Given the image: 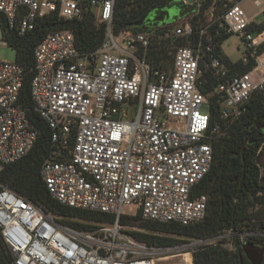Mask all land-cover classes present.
I'll return each mask as SVG.
<instances>
[{
	"label": "built area",
	"instance_id": "2783aa9c",
	"mask_svg": "<svg viewBox=\"0 0 264 264\" xmlns=\"http://www.w3.org/2000/svg\"><path fill=\"white\" fill-rule=\"evenodd\" d=\"M244 1H225L197 28L177 19L144 33L114 34L116 0H0V13L19 36L49 14L81 20L93 9L107 25L102 46L90 55L80 53L70 29L39 43L31 100L52 131L54 151L40 169L51 197L115 222L74 229L0 182V231L14 264H161L178 257L187 263L202 247L235 251L237 238L243 244L264 238L228 229L149 246L120 225L128 206L161 224L189 226L206 217L208 197L194 191L212 168L211 140L222 135L220 125H211L212 98L223 121L241 119L253 101L264 110V22L245 12ZM250 1L264 17V0ZM222 35L240 39L241 61L255 62L249 71L232 72L216 53ZM24 80L23 65L0 59V178L38 138L20 102ZM263 149L264 143L258 153Z\"/></svg>",
	"mask_w": 264,
	"mask_h": 264
},
{
	"label": "trees",
	"instance_id": "16d2710c",
	"mask_svg": "<svg viewBox=\"0 0 264 264\" xmlns=\"http://www.w3.org/2000/svg\"><path fill=\"white\" fill-rule=\"evenodd\" d=\"M175 0H116L112 30L114 34L126 32H147L148 27H138L152 13L163 9ZM227 0H206L198 10L188 17L197 28L205 22L206 13L211 7L221 9ZM0 26L4 40L16 53V61L25 67V80L21 94V104L26 109L31 125L38 131V138L32 150L19 162L6 167L0 182L26 200L40 206L46 213L61 219V222L79 230H92L88 223L112 224L115 218L101 213L65 207L57 203L49 194L40 176V169L49 154L54 151L52 131L47 123L34 110L31 100V82L35 75L34 52L36 47L50 33L63 29L74 32L77 48L82 55L95 53L102 46L107 25L98 21L95 11L89 9L81 20H67L49 14L38 19L34 30L25 36H19L10 28L5 15L0 13ZM230 36L222 35L216 40V53L223 59L231 71L241 73L249 71L255 62L247 64L232 62L222 51L223 43ZM264 51V46L260 53ZM158 65V61L156 62ZM206 87V93L212 89ZM212 126L220 125L222 135L213 136L211 140L214 159L210 172L195 187V195L208 197L206 217L195 224L183 226L176 223L161 224L146 221L141 213L134 216L123 215L120 225L136 228L127 231L136 240L149 246H172L187 239H206L223 230L232 229L237 233L260 231L264 233V166L260 163L258 153L264 137L257 133L255 123L264 119V110L258 101L248 106V112L236 121H223L219 113V104L212 98ZM248 141V143H247ZM248 144L254 145L252 149ZM166 236H161V234ZM172 236L185 238L178 240ZM249 241H251L249 239ZM254 245L264 248V238ZM235 251H229L219 245L199 248L193 254V264H251L246 258L239 238L235 240ZM0 264H14V257L5 246L0 231Z\"/></svg>",
	"mask_w": 264,
	"mask_h": 264
},
{
	"label": "water",
	"instance_id": "95a60500",
	"mask_svg": "<svg viewBox=\"0 0 264 264\" xmlns=\"http://www.w3.org/2000/svg\"><path fill=\"white\" fill-rule=\"evenodd\" d=\"M206 0H188V4H185L183 0H175L167 7L158 9L152 13L143 23H139V26L146 25V27L155 29L163 25L173 24L177 19H184L195 13L199 6ZM177 17L176 19L174 17ZM263 119H259L255 126L260 129V122ZM260 163L264 166V149L260 156ZM243 252L251 264H264V248L254 245L251 242H247L242 246Z\"/></svg>",
	"mask_w": 264,
	"mask_h": 264
},
{
	"label": "rangeland",
	"instance_id": "374dc122",
	"mask_svg": "<svg viewBox=\"0 0 264 264\" xmlns=\"http://www.w3.org/2000/svg\"><path fill=\"white\" fill-rule=\"evenodd\" d=\"M243 9L250 17H255L256 22H264L263 16H258L260 9L257 8L253 2L250 0H245L242 4ZM214 8L211 7L210 10L206 13V18L210 17V12L213 11ZM257 15V16H256ZM187 18L180 19V23H183L184 21H187ZM3 37V31L0 26V59L7 62H14L16 61V53L10 46H5L2 44L4 42ZM222 51L223 53L232 61V62H242L241 61L245 57V49L243 44L241 43L240 39L237 36H230L222 45ZM202 111L207 112V109L205 107L202 108ZM137 213V208L135 206H128L124 209L125 215L134 216ZM127 231H136V228L131 227H125ZM161 234V233H157ZM166 236L165 234H161V236ZM173 238H176L178 240H185V238H180L178 236H172ZM191 240V239H187ZM185 260L183 258H171L170 260L164 261L161 264H185Z\"/></svg>",
	"mask_w": 264,
	"mask_h": 264
},
{
	"label": "flooded vegetation",
	"instance_id": "af4514ba",
	"mask_svg": "<svg viewBox=\"0 0 264 264\" xmlns=\"http://www.w3.org/2000/svg\"><path fill=\"white\" fill-rule=\"evenodd\" d=\"M174 18L176 19L177 17L175 16ZM139 27H140V28H142V27H146V25H142V26H139ZM260 126H261V128H260V129H257V128H256L255 132H253V133H257V134L260 135L261 137H264V119H263V121L260 122ZM247 143H248V141H247ZM262 144H263V143H262ZM262 144H261V145H262ZM253 146H254V145H252V144H248V148H249V149H252Z\"/></svg>",
	"mask_w": 264,
	"mask_h": 264
},
{
	"label": "bare ground",
	"instance_id": "6f19581e",
	"mask_svg": "<svg viewBox=\"0 0 264 264\" xmlns=\"http://www.w3.org/2000/svg\"><path fill=\"white\" fill-rule=\"evenodd\" d=\"M186 261H187L186 264H191L192 259H191V257L189 255L186 256Z\"/></svg>",
	"mask_w": 264,
	"mask_h": 264
},
{
	"label": "crops",
	"instance_id": "0c3cea01",
	"mask_svg": "<svg viewBox=\"0 0 264 264\" xmlns=\"http://www.w3.org/2000/svg\"><path fill=\"white\" fill-rule=\"evenodd\" d=\"M192 264H193V261H192Z\"/></svg>",
	"mask_w": 264,
	"mask_h": 264
}]
</instances>
